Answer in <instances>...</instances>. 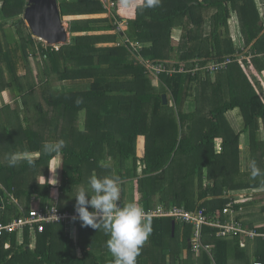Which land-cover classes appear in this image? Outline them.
Wrapping results in <instances>:
<instances>
[{
	"label": "trees",
	"instance_id": "trees-1",
	"mask_svg": "<svg viewBox=\"0 0 264 264\" xmlns=\"http://www.w3.org/2000/svg\"><path fill=\"white\" fill-rule=\"evenodd\" d=\"M58 1L63 19L89 17L70 20L69 43L46 46L20 18L28 1L1 0L0 34L6 41L3 45L0 36V92L20 82L25 71L30 90L23 94L21 84L20 96L27 105V97L39 87L41 96L32 106L23 137L40 156L32 164L28 159L13 166L0 163V182L6 189L0 221L27 212L33 193L45 205L56 187H87L93 173L110 174L111 169L99 166L101 160L110 162L121 176L122 198H127L125 190L134 188L135 202L146 208L164 203L189 211L205 209L224 219L223 209L230 202L227 191L264 187V14L256 0H160L151 8L145 0H113L109 17L102 16L109 11L101 0ZM234 13L245 48L251 44L249 57L232 61L212 76L209 62H222L228 55L233 58L240 50L231 33ZM14 18L19 19L10 34L4 23ZM124 21L126 30L119 32V23ZM182 25L188 32L175 46L172 32ZM122 34L128 37L126 44L121 43ZM38 56L42 60L37 67L27 63L37 61ZM131 56L144 62H135ZM173 58L186 71L156 76L145 67L147 60H155L170 68L163 60ZM197 65L201 68L192 72ZM36 73L41 77L32 84ZM85 80H90L89 85L79 90H53L55 81ZM163 94L170 95L166 104ZM235 109L244 120L242 131L235 130L227 117ZM247 132L248 163L255 161L262 173L255 179L249 166L242 169V135ZM61 139L66 146L59 154L43 152L46 142ZM59 155L61 182L57 186L50 184L49 171ZM259 201L235 208H251ZM173 221L151 219V233L137 264H250L243 238H216L209 226L204 228V238L213 246L212 255L203 252L197 257L188 247L194 227L176 223L173 231ZM245 223L264 232V224L247 219ZM77 232L76 238L64 224L47 225L36 235L35 247L29 230L22 244L16 233L6 234L0 238V264H112L114 258L106 247L109 236L103 229L79 224ZM253 245L255 260L264 264V238L257 237Z\"/></svg>",
	"mask_w": 264,
	"mask_h": 264
},
{
	"label": "built area",
	"instance_id": "built-area-1",
	"mask_svg": "<svg viewBox=\"0 0 264 264\" xmlns=\"http://www.w3.org/2000/svg\"><path fill=\"white\" fill-rule=\"evenodd\" d=\"M101 1L105 7L108 8V11L111 12V8L115 6V2L113 0ZM127 25L128 23L126 21L119 23L117 30L119 32H124V29ZM178 41H180L179 37ZM242 48L245 47H240V49ZM140 50L141 48L138 51L141 52ZM235 57H238V54H236ZM232 61L233 58H227L222 62L212 63L209 66V69L212 71L223 69ZM145 67L156 76H159V74L162 72L167 73L168 75H173L178 72L186 71V68L180 61H173V64L170 68H167L162 64H147ZM200 68V65H197L196 68L192 69L191 71L195 72ZM5 191L6 189L4 185L0 182V198L4 204L6 201V196L4 195ZM227 197L230 202L223 209V214L225 216L224 219L207 214L205 209L189 211L183 206H168L164 203L157 204L151 208H146L142 204L141 206L144 208L145 212L150 215L151 219L172 218L176 223L192 225L194 227V231L190 239L191 249L198 256L203 252H207L208 254L212 255L213 246L206 243L204 238L205 226H209L214 230V236L216 238L229 239L240 237L250 242H254L257 237L264 238V232L256 231V229L248 226L243 219V212L235 208L237 203L248 200H240V197H248V194L246 192L238 193L234 190H231L228 191ZM11 200L18 204V200L13 196H11ZM34 200L36 201V204L31 205L30 209L27 212H23V214L19 217H14L7 222L0 221V238L6 234L16 233L18 235L19 244H22L24 242L25 233L27 230H29L32 234L31 239L33 241V247H35L36 235L43 232L47 225L64 224L70 228L71 232L73 233L72 236H74V233H77L78 225L81 223L79 220L75 222L72 220V216L75 214V206H73L72 209H65L52 202H48L43 205L40 198H34ZM34 200L31 202L33 203ZM89 210L91 211L92 209L89 208ZM254 264H263V262L260 260H255Z\"/></svg>",
	"mask_w": 264,
	"mask_h": 264
},
{
	"label": "clouds",
	"instance_id": "clouds-1",
	"mask_svg": "<svg viewBox=\"0 0 264 264\" xmlns=\"http://www.w3.org/2000/svg\"><path fill=\"white\" fill-rule=\"evenodd\" d=\"M159 2L160 0H145V6L155 7ZM65 146L66 141L63 139L46 142L43 152L59 154ZM16 163L17 157L13 154L8 158V164L13 166ZM28 163H33L31 158ZM99 166L111 169V172L104 176L93 173L87 180V187L78 188L73 196L76 203L72 220H79L82 227L103 229L109 236L106 247L114 258L112 264H137V257L151 233V217L135 201L118 204L121 201L122 178L110 162L101 160ZM249 168L253 179L262 175L255 161L250 162ZM43 179L39 180L40 184Z\"/></svg>",
	"mask_w": 264,
	"mask_h": 264
},
{
	"label": "crops",
	"instance_id": "crops-1",
	"mask_svg": "<svg viewBox=\"0 0 264 264\" xmlns=\"http://www.w3.org/2000/svg\"><path fill=\"white\" fill-rule=\"evenodd\" d=\"M257 5L259 7V10L261 12V14L263 15L264 12L261 9V7H264V3L261 0H257ZM262 3V4H261ZM104 16V15H102ZM232 19H234L237 23L238 20V15L236 13H234L231 17V21L230 23L232 24ZM209 20V19H208ZM210 22V21H208ZM238 24V23H237ZM210 26V25H209ZM209 28V27H208ZM232 30V27H231ZM188 30H186L183 25L179 26V27H175L172 34L174 37V45L177 46L178 45V37L179 39H181V35L182 34H187ZM232 34H240V30L239 32L237 31L236 33H234L232 31ZM71 35V34H70ZM71 37V36H70ZM240 39H244L242 37V35H240ZM176 40V41H175ZM235 40V44L237 47H242L244 46V42L242 41V43L240 44V42L234 38ZM180 43V42H179ZM245 47V46H244ZM250 48V47H249ZM29 62V63H28ZM40 62L39 59L36 60H30L27 61L28 64H32L33 66L37 67V64ZM248 70V65L246 64L245 67ZM24 72L21 73V78H20V83L22 84V88L24 89L23 94H27L29 92V84H27L28 79H27V75L24 74ZM35 75V74H34ZM11 77V76H9ZM33 78V76H32ZM31 78V79H32ZM8 81V80H7ZM76 84L78 83V81L75 82ZM90 83V80H85L84 81V85L88 86ZM41 96V89L40 87L35 91L34 95L31 97L32 99H38V97ZM29 97H27L26 100H28ZM25 99H23L22 96H20L19 94V88L18 87H7V89H5L4 91L0 92V120L4 123H7L9 125V128H12L11 130H9V132H11L13 134V136H11L12 134L9 135L8 139L10 142H8V144L11 145L10 149L7 150V154L6 157H0V163H5L6 161H8V158L11 155H15L17 157V162L24 160V159H34V158H38L40 156L39 151H31L30 148L28 147V141H24L23 137H24V133L26 132V130H28L29 127V114L31 113L30 110L32 111L33 108H29L27 103L23 101ZM21 102V106H15L17 102ZM32 106H35V103L33 102ZM46 110L51 111V109L49 107H46ZM227 117L231 123V125L235 128V130L237 131H242L244 128V120L241 121L242 119V115L240 114L239 109H235L230 111L227 114ZM11 125H10V124ZM8 131V130H7ZM262 136L264 137V131ZM243 140H245V142L243 143ZM242 143L245 145V147H247V145L249 144V133H244L242 135ZM242 147V144H241ZM32 152V153H31ZM60 157H58L56 159V165H54L49 171V180L51 183L53 182H57L55 185L59 186L60 182H61V163H62V155H59ZM26 173H30L29 170L26 171ZM85 187V186H83ZM79 188V187H78ZM78 188L74 189V190H70L69 188L67 190H59L57 189V187L55 188V190H51V196L48 202H52V203H56L60 206L63 207H70V206H75L76 200L73 197L76 193V191L78 190ZM129 189V188H128ZM260 190H264V187H262ZM231 191V190H229ZM236 192H246L248 194V200L246 201H241L240 203L237 204H245L248 202H252L255 201V196L257 193H260V191H258V189L256 191L251 190V189H247V190H234ZM134 192V190H125L126 193V197L127 198H122V194H123V190H121V202L122 204H127V201L129 200V202H132V198H131V194ZM228 195V191L227 193H225V197H227ZM264 196V195H262ZM260 196V197H262ZM34 198H40L37 193H33L32 195V200H34ZM228 198V197H227ZM36 200V199H35ZM33 201V203L31 202V205H35L36 201ZM41 200V198H40ZM128 202V203H129ZM261 202V204H264V197L257 202L254 206H257L259 203ZM139 205H144L142 202H138ZM158 204V203H157ZM236 204V205H237ZM252 207H242L239 210L243 212V219H247L249 221V215L251 214V212L249 211L250 209H252ZM264 205L262 206L263 209ZM251 221V220H250ZM259 224H264V222L259 223ZM77 236V235H76ZM230 240L233 238H229ZM148 241V240H147ZM146 241V242H147ZM246 241V240H245ZM255 242V241H254ZM250 243L249 241H246V244L248 246V249L250 250L251 253H253L254 251V245L253 243ZM249 243V244H248ZM188 247H189V242H188ZM190 248V247H189ZM197 257H200V255H196Z\"/></svg>",
	"mask_w": 264,
	"mask_h": 264
},
{
	"label": "rangeland",
	"instance_id": "rangeland-1",
	"mask_svg": "<svg viewBox=\"0 0 264 264\" xmlns=\"http://www.w3.org/2000/svg\"><path fill=\"white\" fill-rule=\"evenodd\" d=\"M256 2H258L257 0H256ZM262 4V3H261ZM1 6H2V2H1V0H0V8H1ZM259 8V7H258ZM261 9L263 10V12H264V7H261ZM111 15V12H109L108 14H105L104 16L105 17H109ZM103 16V17H104ZM76 18H88L89 16H84V15H79V16H75ZM75 17H67V18H64V22H65V25L67 26V27H69V24H70V20L71 19H75ZM95 17H100V15H97V16H95ZM20 18H22L23 19V15H21L20 16ZM19 18H14V19H9V20H7L5 23H4V26H5V28H7V29H11L9 32H10V34L11 33H13L12 32V30L13 31H16V29H15V21H17ZM238 23V24H237ZM237 23H236V21L234 20V19H232V24H231V27H232V30H231V33H232V31L234 32V33H236L237 31L239 32V30H240V34H233V37L234 38H236L239 42H240V44L242 43V41L244 42V44H245V40L244 39H240V35H241V25H240V20H239V18H238V20H237ZM25 24H26V22H25ZM27 25V24H26ZM191 27H193L194 28V26L192 25ZM124 30H126V28L124 29ZM0 36H1V41H2V44L3 45H5V41H6V39H5V36H4V34H0ZM120 36V35H119ZM12 37V36H11ZM34 37V36H33ZM35 38V37H34ZM121 38V43L122 44H126L127 42H128V37H126L124 34H122V36L120 37ZM37 39V38H36ZM39 41H41L42 43H44L46 46H51V45H49V44H47V42H45V41H43V40H41V39H38ZM69 40L71 41V37L69 38ZM176 41V40H175ZM179 44V43H178ZM251 45V44H250ZM250 45H247V48H245V53H243L242 54V56H244V58L243 59H245V58H247V57H249L248 55H247V52H248V50L250 49L249 47H250ZM53 46V45H52ZM141 53V52H140ZM246 54V55H245ZM247 56V57H246ZM39 57V60H42L41 59V57L40 56H38ZM131 59H133L135 62H136V60H137V62H139V63H143L144 61L143 60H139L138 58H136L135 59V57L134 56H131ZM32 60H35V59H32ZM143 61V62H142ZM173 61H180L178 58H173ZM173 61H172V63H173ZM245 64V63H244ZM145 65H147V64H145ZM246 65V64H245ZM31 66L32 67H34L32 64H31ZM172 66V65H171ZM210 70V69H209ZM222 70V69H221ZM32 71H34V68H32ZM211 72H213L212 70H210ZM215 72L216 73H218V71L216 70V71H214L213 72V74L211 73V75L212 76H215V75H217V74H215ZM203 74H205V73H203ZM5 78H7V80L8 81H10V79H11V77H9L10 75L7 73V71H5ZM40 77H41V74H35V75H33V78L31 79V82H32V84H37L38 82H39V79H40ZM214 78V77H213ZM155 80L157 79L158 80V77H155L154 78ZM76 81H66V82H62V83H59V82H53L54 83V86H53V90H65V91H73V90H79V89H82V88H84V86H82L83 85V83H84V81H78V83L76 84L75 83ZM3 83H0V86L2 85ZM27 84H29V80H28V82H27ZM21 85V83L20 82H18V83H14L13 84V87H14V89H15V87H18L19 88V86ZM22 86V85H21ZM11 88H12V86H11ZM167 95V98L170 96V95H168V94H166ZM170 98V97H169ZM28 100H30L29 101V103H28V106L29 105H31V108H32V104H33V102L34 103H36L37 101H39V99L37 100V99H32V98H29ZM23 101V100H22ZM22 101H20V102H17L16 103V105L15 106H21L22 104H21V102ZM23 103H24V101H23ZM21 104V105H20ZM30 112H31V110H30ZM31 115V113L29 114V116ZM243 120V117H242V119H241V121ZM10 124V123H9ZM11 125V124H10ZM12 128H9V125L7 124V123H4V122H2L1 120H0V157H3V156H5L6 157V154H7V150L8 149H10V147H11V145L10 144H8V142H10L9 141V139H8V137H9V135L10 134H12L11 132H9V130H11ZM8 130V131H7ZM11 136H13V134L11 135ZM41 136H42V133H41ZM245 142V140H243V143ZM242 143V155H241V157H242V169L243 170H246L247 168H248V166H249V161H248V152H246V147H245V145ZM32 153V152H31ZM247 156V157H246ZM60 157V156H59ZM110 161V160H109ZM6 162H8V161H6ZM18 163H21V161H19ZM138 172H141V169H139L138 168ZM142 173V172H141ZM141 173H139V175H141ZM131 186V185H130ZM58 189V188H57ZM132 190H134V188H131ZM258 191H260V193H257L256 194V196H255V200H261L264 196H262V195H264V190H258ZM239 193H241V192H239ZM260 196H262V197H260ZM131 198H132V202L133 201H136V195H135V192L134 193H132L131 194ZM243 199H248V197H240V200H243ZM129 202V200L127 201V203ZM264 205V204H263ZM262 204H261V202L257 205V206H254V207H252V209H250L249 211L251 212V214H248L250 217L248 218L249 220H251L252 222H254L255 224H259V223H262V222H264V211H263V209H262V206H263ZM60 207H63V206H60ZM23 208V207H22ZM78 234V232L75 234L74 233V237H76L77 238V235ZM73 237V236H72ZM247 241V240H246ZM250 242V241H249ZM250 243H252V242H250ZM249 244V243H248ZM256 258H255V255H254V253H251L250 252V254H249V261H248V258H247V262H250V264H254V260H255ZM232 264H235L234 262L232 263Z\"/></svg>",
	"mask_w": 264,
	"mask_h": 264
},
{
	"label": "water",
	"instance_id": "water-1",
	"mask_svg": "<svg viewBox=\"0 0 264 264\" xmlns=\"http://www.w3.org/2000/svg\"><path fill=\"white\" fill-rule=\"evenodd\" d=\"M28 4L23 14V20L30 28L34 36L45 40L48 44H64L69 41V27L65 25L61 15L58 0H27ZM163 101L168 102L167 95H163ZM121 204V202H119ZM5 204L0 198V208ZM176 223L173 221V231ZM189 247L191 244L189 241Z\"/></svg>",
	"mask_w": 264,
	"mask_h": 264
},
{
	"label": "bare ground",
	"instance_id": "bare-ground-1",
	"mask_svg": "<svg viewBox=\"0 0 264 264\" xmlns=\"http://www.w3.org/2000/svg\"><path fill=\"white\" fill-rule=\"evenodd\" d=\"M33 36H34V34H33ZM70 36H71V35H70ZM34 37L37 38V39H40V38H38V37H36V36H34ZM69 38H70V37H69ZM41 40H43V39H41ZM43 41H45V40H43ZM45 42H46V41H45ZM69 42H70V40H69L67 43H69ZM47 44H48V43H47ZM64 44H66V43H64ZM49 45H50V44H49ZM55 45H63V44H54L53 46H55ZM51 46H52V45H51ZM243 53H245V48L240 49V50L236 53V54H238V57H233V58H234V59H233V62H234V61H238V60H244V59H243L244 56H242ZM236 54H235V56H236ZM245 55H246V54H245ZM246 57H247V56H246ZM227 58H229V55H228V56H225V57H224V60L227 59ZM230 58H232V57H230ZM239 58H241V59H239ZM245 59H246V58H245ZM224 60H223V61H224ZM172 61H173V59H170V60H163L164 63H166V64H171V65L173 64ZM157 62H158V61H155V60H147V61H146V64H157ZM212 63H214V61H211V62L208 63V65H207V66H208V69H209V66H210ZM214 71H216V70H214ZM214 71H213V72H214ZM217 71H218V70H217ZM163 95H164V94H163Z\"/></svg>",
	"mask_w": 264,
	"mask_h": 264
}]
</instances>
